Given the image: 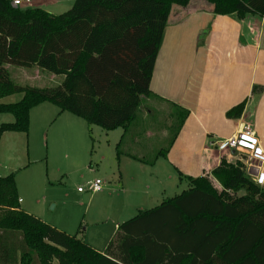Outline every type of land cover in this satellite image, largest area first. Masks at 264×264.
Returning <instances> with one entry per match:
<instances>
[{"label": "trees", "instance_id": "trees-1", "mask_svg": "<svg viewBox=\"0 0 264 264\" xmlns=\"http://www.w3.org/2000/svg\"><path fill=\"white\" fill-rule=\"evenodd\" d=\"M202 1L218 16L264 18V0ZM191 2L76 0L57 16L0 0V101L23 95L0 103V114L15 117L0 127V142L8 132L28 135L31 112L42 104L107 132L127 129L151 94L173 7ZM6 66H37L64 80L53 88L20 86ZM245 106L228 117L240 118ZM212 176L223 191L206 177H184L190 188L120 225L106 255L23 211L15 175L0 178V264H33L34 254L40 264H264V188L241 163L223 160Z\"/></svg>", "mask_w": 264, "mask_h": 264}, {"label": "crops", "instance_id": "crops-1", "mask_svg": "<svg viewBox=\"0 0 264 264\" xmlns=\"http://www.w3.org/2000/svg\"><path fill=\"white\" fill-rule=\"evenodd\" d=\"M55 3L58 1L36 0L34 8ZM213 10L202 0H192L188 7H173L150 82L151 94L142 97L132 124L127 129L112 131L110 134L115 135L108 137L120 154L121 181L117 187L123 193L111 207L116 222L113 233L105 234L104 241L94 237L85 241L103 255L125 223L123 219L135 213L134 207L143 212L152 201H168L167 193L187 183L184 177H206L220 186L212 176L213 170L223 160L236 163L240 153L219 151V141L251 128L264 154V18L252 14L244 18L237 14L218 16ZM6 68L13 82L20 86L31 77L28 71L39 77L44 73L37 66ZM59 77L56 86L64 80ZM20 99L14 95L0 103L14 104ZM241 104L246 105L242 116L230 119L228 113ZM49 105L32 110L30 134L8 132L0 142V178L15 175L21 209L46 224L49 222L34 208L42 204L44 197L37 203L30 202L18 175L27 172L31 165L28 159L33 151L38 152L37 139L34 147L30 145L31 136L34 124L39 133L51 119L54 109ZM14 122V116L0 114V127ZM160 143H165L166 148L148 159L147 155ZM162 151L164 155L151 165ZM247 170L253 178L259 175L255 166H248ZM61 223L63 226H57L66 230L67 223ZM20 238L13 235L14 245L21 244Z\"/></svg>", "mask_w": 264, "mask_h": 264}, {"label": "rangeland", "instance_id": "rangeland-1", "mask_svg": "<svg viewBox=\"0 0 264 264\" xmlns=\"http://www.w3.org/2000/svg\"><path fill=\"white\" fill-rule=\"evenodd\" d=\"M57 1L58 3L55 4L42 5V9L59 16L71 10L76 0ZM43 72L39 77L34 71H28L32 78L29 77L26 82L22 83V86L27 85L39 89L56 87L61 78L46 71ZM15 97L22 99L23 95L17 94ZM50 106L54 112L43 130L38 133L34 124L31 136L33 140L30 145L34 147L37 139L38 152L33 151L29 159L25 155L31 165L27 172L18 175L20 186L27 191L29 201L32 203H37V200L44 197L42 204L34 208L49 224L80 240L87 241V237H94L104 241V235L112 234L115 228L116 222L113 221L111 207H113L115 199H119L123 193L117 187L121 181V167L116 147L112 143L110 144L108 138L109 135L115 134H110L111 132L91 125L72 114L64 113L62 115L58 107ZM173 133L174 131L171 135ZM25 147L26 145H24ZM164 148H166L165 143L158 144L147 155V158L153 159L156 153ZM25 153L28 154L27 147ZM236 157L238 161L232 164L241 163L248 167L245 165L248 161L246 154L240 153V157ZM97 179L104 183L101 193L92 194L86 191L80 194L78 192L79 188H87L91 181ZM212 184L219 192L223 191L222 187L215 182ZM188 187L190 188L188 182L180 185L177 191L167 193V199L179 196ZM158 200L161 201V198ZM130 202L132 203V201ZM88 204L90 206L86 212ZM160 204L152 201L147 205L149 207H144L145 209L142 210L148 211ZM135 208H133L135 213L125 217L123 222L129 221L141 213ZM61 222L67 223V231L60 228L63 226ZM34 259L33 264H40L35 254Z\"/></svg>", "mask_w": 264, "mask_h": 264}, {"label": "built area", "instance_id": "built-area-1", "mask_svg": "<svg viewBox=\"0 0 264 264\" xmlns=\"http://www.w3.org/2000/svg\"><path fill=\"white\" fill-rule=\"evenodd\" d=\"M17 7H33L36 0H12ZM217 149L221 152H234L246 154L248 161L245 165L258 168V176L255 179L259 186L264 185V154L259 145V139L251 128H244L230 139L219 141ZM104 183L101 180L91 181L87 188H79L80 193L90 192L98 194L103 191Z\"/></svg>", "mask_w": 264, "mask_h": 264}]
</instances>
